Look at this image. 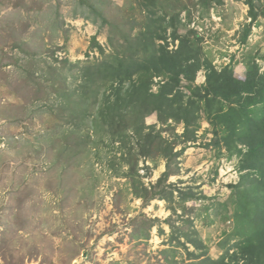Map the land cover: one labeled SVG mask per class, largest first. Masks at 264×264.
Returning a JSON list of instances; mask_svg holds the SVG:
<instances>
[{
  "label": "rangeland",
  "instance_id": "rangeland-1",
  "mask_svg": "<svg viewBox=\"0 0 264 264\" xmlns=\"http://www.w3.org/2000/svg\"><path fill=\"white\" fill-rule=\"evenodd\" d=\"M110 1L97 2L95 7H101L113 21L127 22L128 33L134 35L139 30L130 21L151 24L153 18L165 14L169 22V12H179L178 32L185 35L194 29L198 36H190L201 39L202 54L218 70L232 65L244 79L247 64L255 59L264 71V0L255 2L261 5L257 7L260 16L252 23L247 42L243 37L251 17L246 0H224L213 4L206 14L203 0H156L157 5L149 7L146 4L150 0ZM14 2L20 5L16 7ZM78 2L0 0V264H166L161 251L171 246L168 240L173 227L169 221L189 229L187 215L181 218V209L174 214L166 200L155 198L145 205L142 198L135 197L132 178L127 175L130 166L121 159V144L113 142L108 132L97 133L91 119L69 134L70 127L61 126L63 115L53 111L64 99L31 97L37 86L48 88L41 68L47 71L50 66L63 73L67 85L74 88L80 82L75 78L77 67L66 68L103 58L97 46L91 45L93 37L107 53L112 51L108 26H101L100 18L95 22L82 17L87 10L76 6ZM151 7H158V13H150ZM173 29H168L169 49L179 43L172 44ZM23 63L29 71L20 69ZM204 73H199L195 84L205 81ZM29 76L37 84L28 81ZM153 90L157 91L158 85ZM98 106L90 110L97 111ZM204 114L199 111L200 118ZM145 121L156 129L168 126L161 124L156 112L147 115ZM168 123L173 128L163 134L170 140L177 137L176 151L186 148L178 158L179 173L170 176L167 183L195 185L205 193L207 199L190 200L186 205L196 209L191 215L197 230L207 231L208 221L218 222L210 226L213 240L205 244L207 256L218 259L235 239L252 232L242 206L239 204L238 211L234 205L245 190L233 186L246 172L241 168L246 156L223 145L222 133L215 134L205 117L199 126H191L200 128L195 142L178 138L184 132L183 123ZM103 127L107 130V124ZM145 164L152 167L150 175H146ZM138 167L149 186L165 171L166 160L159 158L157 164L141 160ZM229 201L233 203L227 211ZM141 214L160 220L147 240L131 236L132 219ZM159 227L165 232L160 233ZM237 232L239 236L234 234ZM226 242L230 243L223 247L221 243ZM188 247L195 249L191 244ZM177 258L189 261L184 247Z\"/></svg>",
  "mask_w": 264,
  "mask_h": 264
},
{
  "label": "trees",
  "instance_id": "trees-1",
  "mask_svg": "<svg viewBox=\"0 0 264 264\" xmlns=\"http://www.w3.org/2000/svg\"><path fill=\"white\" fill-rule=\"evenodd\" d=\"M223 1L203 0V12L206 14L213 4H222ZM97 2L104 4L103 2L111 1L79 0L76 6L86 8L87 11L83 12L82 17L95 22L100 18V25L108 26V40L112 51L107 53L105 46L96 36L93 37L91 45L97 46L103 58L100 61L87 62L81 67L72 64L66 68L70 70L77 67L74 77L80 79V82L74 88L67 85L66 78L62 77L63 73L50 66L47 71L41 68L48 88L37 86L32 89L31 97L36 100H49L53 97L64 99L63 105L58 108L56 103L57 107L53 111L59 110L63 115L61 126L70 127L69 134L85 126L86 120L91 119L97 133L100 130L108 132L113 142L118 141L121 144V159L130 166L127 175L132 178L134 196L142 198L145 205H149L155 198L166 200L174 214L181 209V218L187 215L185 222L189 229H185L184 225L175 227L169 221V226L173 227L168 240L171 246L161 251L166 264H239L240 261L244 264H264V71H260L255 59L247 64L244 79L238 76L232 65L218 70L202 54L199 46L201 39L190 36L194 33L198 36L194 29H190L185 35L178 32L181 22L179 12H169L172 14L169 22L166 21L165 14L163 17L155 16L151 24L130 21L139 27L138 32L133 35L126 31L129 25L127 22L113 21L101 7H95ZM246 2L249 5L251 22L245 29L244 42H247L252 23L260 16L257 7L261 6L255 3L257 0ZM14 5L17 7L20 3L14 2ZM150 5H157L156 0H150L146 4L147 7ZM148 10L156 14L158 7ZM75 16H78L77 13ZM172 26V44L176 41L179 43L176 48L169 49L168 29ZM13 46L22 48L21 44ZM54 60L59 61L57 57ZM67 61L68 59L64 62ZM21 65L22 71H29L26 63ZM201 70H205L206 80L200 85L195 84L197 73ZM33 79L35 78L29 76L28 81L37 84ZM157 85L158 90L154 91L153 87ZM99 98L102 101L99 102ZM98 103L97 111H91L90 108L94 109ZM200 110L204 111L203 117L210 122L214 133H222L223 145H227L234 152H244L246 156L241 166L246 172L240 182L233 186L245 190L241 193V201L237 200L234 205L238 211L239 204L242 206L241 211H244L247 221L252 223V232L246 237L235 239L218 259L207 256L206 245L199 238L194 225L195 217L191 215L196 209H189L186 205L190 200L207 199L205 193L199 191L195 185L181 187L177 183H167L170 176L179 173L178 158L186 146L176 151L175 146L179 141L177 137L170 140L163 132L167 128H173L168 123L169 120L183 123L184 132L178 138L182 137V141L186 143L195 142L198 138L196 131L199 129L191 126H199V121L203 118H200ZM155 112L161 124L168 126L156 129L155 125H146V116ZM105 124L107 130L103 127ZM86 136L90 138L88 133ZM215 142L221 145L217 140ZM82 144L83 142L79 145ZM159 158L166 160V170L155 183L145 185L138 170L139 161L146 163L151 160L157 164ZM143 168L147 170L146 175L152 173L150 165L145 164ZM232 203H227V211ZM132 220L134 223L131 236L135 240H147L150 230L160 221L144 214ZM159 231L165 232L162 227H159ZM239 232L234 234L239 236ZM188 244L195 249L190 250ZM182 247L186 249L189 261L177 258Z\"/></svg>",
  "mask_w": 264,
  "mask_h": 264
},
{
  "label": "crops",
  "instance_id": "crops-1",
  "mask_svg": "<svg viewBox=\"0 0 264 264\" xmlns=\"http://www.w3.org/2000/svg\"><path fill=\"white\" fill-rule=\"evenodd\" d=\"M203 70H201V71H199L198 73H197V77H196V80L198 79V76H199V73L200 72H202ZM205 74V80H206V72L204 73ZM205 82V81H204ZM197 83V82H196ZM200 129V128H199ZM213 130V129H212ZM199 131V130H198ZM166 170V169H165ZM200 216V214L198 215V217ZM216 224H218V222H216L215 224L212 222V221H208L207 222V231L205 230L204 232H203V229H196L197 230V232H198V236H199V238L202 240V241H204V243L205 244H207L209 241H212L213 240V234H212V232H211V230L209 229L210 228V226H214V225H216ZM196 228V227H195ZM229 240H232V239H229ZM234 240V239H233ZM231 242V241H230ZM230 242H226V243H221L222 244V246L224 247V246H226V244H228V243H230ZM194 248V247H193Z\"/></svg>",
  "mask_w": 264,
  "mask_h": 264
},
{
  "label": "clouds",
  "instance_id": "clouds-1",
  "mask_svg": "<svg viewBox=\"0 0 264 264\" xmlns=\"http://www.w3.org/2000/svg\"><path fill=\"white\" fill-rule=\"evenodd\" d=\"M204 83V82H203ZM237 184V183H236Z\"/></svg>",
  "mask_w": 264,
  "mask_h": 264
}]
</instances>
